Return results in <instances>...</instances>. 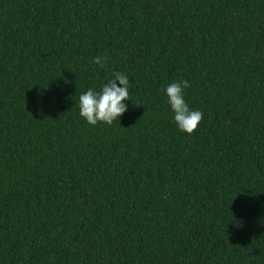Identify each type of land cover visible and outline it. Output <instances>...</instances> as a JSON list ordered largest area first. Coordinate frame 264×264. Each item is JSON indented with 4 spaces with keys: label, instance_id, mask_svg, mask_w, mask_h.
I'll return each instance as SVG.
<instances>
[{
    "label": "trees",
    "instance_id": "16d2710c",
    "mask_svg": "<svg viewBox=\"0 0 264 264\" xmlns=\"http://www.w3.org/2000/svg\"><path fill=\"white\" fill-rule=\"evenodd\" d=\"M0 264H264V0H0Z\"/></svg>",
    "mask_w": 264,
    "mask_h": 264
},
{
    "label": "clouds",
    "instance_id": "9594fccd",
    "mask_svg": "<svg viewBox=\"0 0 264 264\" xmlns=\"http://www.w3.org/2000/svg\"><path fill=\"white\" fill-rule=\"evenodd\" d=\"M107 59L106 56H97L93 58V62L104 67ZM129 83L127 74L115 72L99 91L89 88L83 92L79 96L80 116L92 126L98 122L111 125L127 111L125 101L131 99ZM189 87L190 84L187 80L174 81L166 86L165 92L178 128L191 135L203 120L204 114L200 110L190 109L186 103L184 90Z\"/></svg>",
    "mask_w": 264,
    "mask_h": 264
}]
</instances>
